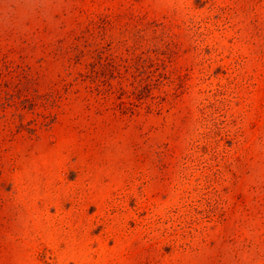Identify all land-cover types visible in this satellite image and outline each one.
I'll use <instances>...</instances> for the list:
<instances>
[{
  "label": "rangeland",
  "instance_id": "1",
  "mask_svg": "<svg viewBox=\"0 0 264 264\" xmlns=\"http://www.w3.org/2000/svg\"><path fill=\"white\" fill-rule=\"evenodd\" d=\"M0 264H264V0H0Z\"/></svg>",
  "mask_w": 264,
  "mask_h": 264
}]
</instances>
